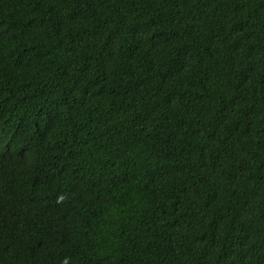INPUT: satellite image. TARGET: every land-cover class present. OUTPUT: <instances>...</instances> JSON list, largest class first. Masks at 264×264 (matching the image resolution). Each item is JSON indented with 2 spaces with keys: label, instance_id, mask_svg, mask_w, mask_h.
<instances>
[{
  "label": "trees",
  "instance_id": "16d2710c",
  "mask_svg": "<svg viewBox=\"0 0 264 264\" xmlns=\"http://www.w3.org/2000/svg\"><path fill=\"white\" fill-rule=\"evenodd\" d=\"M65 257L264 264V0H0V264Z\"/></svg>",
  "mask_w": 264,
  "mask_h": 264
},
{
  "label": "clouds",
  "instance_id": "9594fccd",
  "mask_svg": "<svg viewBox=\"0 0 264 264\" xmlns=\"http://www.w3.org/2000/svg\"><path fill=\"white\" fill-rule=\"evenodd\" d=\"M67 199L66 195L64 194H60L57 196L56 198V203L60 204V203H63L65 200ZM62 264H68V258L65 257L63 260H62Z\"/></svg>",
  "mask_w": 264,
  "mask_h": 264
}]
</instances>
